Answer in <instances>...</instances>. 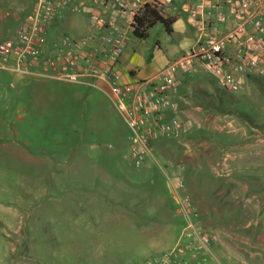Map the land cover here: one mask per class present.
<instances>
[{"label": "rangeland", "instance_id": "rangeland-1", "mask_svg": "<svg viewBox=\"0 0 264 264\" xmlns=\"http://www.w3.org/2000/svg\"><path fill=\"white\" fill-rule=\"evenodd\" d=\"M33 4L34 0H0V14L10 15L6 20L0 19L5 36L15 34ZM76 13L68 16L49 38L83 34L86 21ZM175 39L159 23L150 29L146 39L135 38V45L130 43L129 50L131 46L136 49L141 64H153L163 70L180 56L171 53ZM182 77L181 87L190 88L186 92L202 93L192 88L195 81L213 94L212 98L221 108L215 111L234 115L230 117L237 123L247 122V181L241 183L251 185L262 200L255 207L253 198H247L250 195L247 187L237 184L229 189L234 191L230 199L223 204H211L220 210H208L202 226L215 243L212 253L200 264H264V143L257 139L264 135V87L247 80L240 91L232 93L220 87L214 75L201 66H197L191 79L182 80ZM224 125V131L216 132V138L238 140L240 134L227 123ZM131 138L124 119L100 90L43 77L21 78L0 71V264H15L23 254L40 253L47 244L43 239L51 229L37 224V208L53 203L58 190L71 186V170L84 172L92 169V165L93 170H111L117 156L124 155L131 160ZM87 156L100 159L90 165ZM138 208V205H127L117 212L124 209L135 214L134 209ZM19 220L24 221L23 232L16 235L7 225ZM108 222L90 238L100 240L103 248L108 243V251L103 253L107 263L115 256L118 264H135L144 246L137 241L136 228L128 221L120 226ZM183 228L181 218L173 220L172 239H177ZM110 237L125 243H111ZM58 247L61 250L56 260L60 263H87L85 258L66 253L68 244H58ZM95 249L97 253L101 251L98 246ZM83 252L87 254L82 249ZM92 263L101 264L99 259H92Z\"/></svg>", "mask_w": 264, "mask_h": 264}, {"label": "built area", "instance_id": "built-area-1", "mask_svg": "<svg viewBox=\"0 0 264 264\" xmlns=\"http://www.w3.org/2000/svg\"><path fill=\"white\" fill-rule=\"evenodd\" d=\"M111 1L90 0L91 6H87L85 0H34L13 36H5L0 29V71L82 84L103 92L132 134L130 155L135 167H143L149 158L154 160L186 220L178 244L145 264H200L212 253L215 241L200 224V213L184 179L167 174L155 156L154 144L184 134L183 121L172 115L178 109L174 97L179 93L181 75L192 76L202 66L220 87L232 93L240 91L250 78L264 80V0H190L182 11L196 33V43L159 74L138 82L124 81L120 66L125 46L115 21L106 13ZM114 1L116 11L128 13L133 20L146 4L156 1L164 12L173 5L172 0ZM82 7L88 9L90 27L104 35L79 38L63 34L51 40L55 23Z\"/></svg>", "mask_w": 264, "mask_h": 264}, {"label": "crops", "instance_id": "crops-1", "mask_svg": "<svg viewBox=\"0 0 264 264\" xmlns=\"http://www.w3.org/2000/svg\"><path fill=\"white\" fill-rule=\"evenodd\" d=\"M142 1L146 3L151 0ZM172 1L173 5L168 6L165 12L173 16L178 15L179 19L173 25L172 34H168L165 27L164 30L168 35L176 38L175 44L171 47V53L179 56L196 43V33L189 24L188 16L182 11L190 0ZM214 1L223 3L228 0ZM85 3L91 6L90 0H85ZM32 6L30 5L28 12ZM106 13L107 17L115 21L117 34L125 46L120 66L124 81L138 82L159 74L162 71L159 67H153V64L150 66L141 64L140 55L136 49L131 46L132 49L129 50L130 43H133L136 38L133 35L132 16L128 13L119 14L114 0L109 4ZM71 14L68 13L64 19L58 20L52 27L51 34L56 33V28L62 25V22ZM76 14L86 21V30L83 34L76 35L77 37H86L91 33L99 37L104 35L103 31H94L90 27L87 7L80 8ZM8 16L10 15L1 13L0 19L6 20ZM158 45L161 48L160 41ZM186 77L191 79L190 76H183L182 80ZM192 88L213 95L207 88L196 85L195 81L192 83ZM188 89L180 85L179 93L174 97L178 109L172 113L183 121L184 134L177 140L156 141L154 144L156 158L165 167L168 175L184 179L187 190L200 213L201 225L205 222L208 210H220V207L211 206V204H223L230 199L234 191L230 192L229 189L237 184L247 187V195L250 194L247 198L252 197L255 207H259L262 200L255 194V189L248 183H241L242 180L247 181V122L246 124L237 123L230 117L234 116L232 114L197 105L195 101L197 93L189 94L186 92ZM224 123L240 134L238 140L231 142L216 138V132L224 131ZM257 139L264 143V135L258 136ZM87 158L90 165L100 159L99 157L93 159L90 156ZM131 160L124 155L117 156L114 161L115 167L111 170L107 168L93 170V165L92 169L84 172L71 170L69 172L71 186L67 190H58L53 203L42 204L37 208L39 211L37 224L51 229L43 239L47 243L45 248L40 253L21 255L20 260L15 264H65L56 260L61 250L58 244H68L66 253H73L78 259L85 258L86 264H93L92 259H99L101 264H118L115 256L109 259L112 262H106L108 259L103 253H107L108 243L103 248L100 240L93 241L90 238L95 232L101 231L102 225L109 224V220L112 225L117 226L126 224L128 221L130 226L136 228L137 241L142 242L144 246L142 255L137 258L138 261L135 264H145L149 258L176 246L181 240L186 220L178 210L177 198L170 189L166 175L159 170L152 158H149L141 168L135 167ZM70 161L72 162L73 159ZM134 167L136 170H133ZM127 205L132 207L138 205L139 208L134 209L135 214H129L124 209L117 212L118 209ZM9 210L11 211L10 208ZM180 218L184 228L177 239H172L173 220ZM22 223H24L22 220L14 224L8 222L7 226L12 228L14 234L21 235ZM109 240L111 243L120 242L121 245L125 243L123 240L118 242L111 237ZM97 246L101 249L99 253L95 249ZM82 249L87 254L81 253Z\"/></svg>", "mask_w": 264, "mask_h": 264}, {"label": "trees", "instance_id": "trees-1", "mask_svg": "<svg viewBox=\"0 0 264 264\" xmlns=\"http://www.w3.org/2000/svg\"><path fill=\"white\" fill-rule=\"evenodd\" d=\"M179 19V16H173L163 11V7L158 2L146 4L143 11L134 17L132 28L133 35L138 39H146L149 34V30L161 23L164 25L168 34L174 32L173 25ZM250 81L257 83L259 86L264 87V80L259 78H250ZM218 96L221 99L222 93L219 91ZM232 98H234L232 96ZM195 101L197 105L203 106L207 109L220 110L219 104L212 96L206 92L196 94ZM253 124V122H252ZM257 126V125H256Z\"/></svg>", "mask_w": 264, "mask_h": 264}]
</instances>
